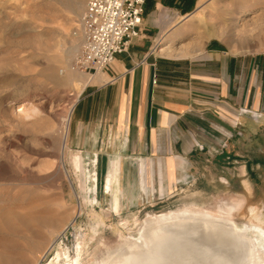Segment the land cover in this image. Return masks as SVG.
Listing matches in <instances>:
<instances>
[{"label":"rangeland","instance_id":"rangeland-1","mask_svg":"<svg viewBox=\"0 0 264 264\" xmlns=\"http://www.w3.org/2000/svg\"><path fill=\"white\" fill-rule=\"evenodd\" d=\"M86 1L0 0V216L55 212L41 264L74 259L78 245L83 264H101L107 250L139 238L148 217L188 208L264 229V0H145L141 39L151 56L245 61L243 105H223L222 119L194 129L181 154L165 140L142 148L112 123L99 132V99L75 136L81 98L122 75L117 62L96 74L77 66ZM113 161L120 171L109 187Z\"/></svg>","mask_w":264,"mask_h":264},{"label":"crops","instance_id":"crops-1","mask_svg":"<svg viewBox=\"0 0 264 264\" xmlns=\"http://www.w3.org/2000/svg\"><path fill=\"white\" fill-rule=\"evenodd\" d=\"M148 47V40L141 36L134 40L130 53L116 58L115 73L122 74L118 80L112 82L111 77L110 82L81 98L75 136L85 133L90 122L85 111L88 102L99 99V132L103 125L112 123L125 135L135 132L142 148H156L165 140L168 147L178 148L181 154L192 146L194 129L207 132L218 118L222 119L219 110L223 105H243L244 60L218 54L198 62L171 61L151 56ZM142 58L144 62L134 67ZM94 76L98 83L107 80Z\"/></svg>","mask_w":264,"mask_h":264},{"label":"bare ground","instance_id":"bare-ground-1","mask_svg":"<svg viewBox=\"0 0 264 264\" xmlns=\"http://www.w3.org/2000/svg\"><path fill=\"white\" fill-rule=\"evenodd\" d=\"M111 168L109 187L120 165L113 161ZM148 218L139 238L107 250L101 264H264L262 228L212 218L193 208ZM54 224L55 212L50 210L5 212L0 216V264H32L33 257L41 264L54 246L51 240L42 250ZM82 256L78 245L75 258L66 256L61 264H83Z\"/></svg>","mask_w":264,"mask_h":264},{"label":"built area","instance_id":"built-area-1","mask_svg":"<svg viewBox=\"0 0 264 264\" xmlns=\"http://www.w3.org/2000/svg\"><path fill=\"white\" fill-rule=\"evenodd\" d=\"M145 3V0H87L74 31L81 46L78 68L104 73L119 55L127 53L142 34Z\"/></svg>","mask_w":264,"mask_h":264}]
</instances>
